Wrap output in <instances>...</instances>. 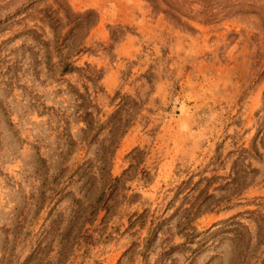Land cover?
<instances>
[{
  "label": "rangeland",
  "instance_id": "374dc122",
  "mask_svg": "<svg viewBox=\"0 0 264 264\" xmlns=\"http://www.w3.org/2000/svg\"><path fill=\"white\" fill-rule=\"evenodd\" d=\"M0 264H264V0H0Z\"/></svg>",
  "mask_w": 264,
  "mask_h": 264
}]
</instances>
